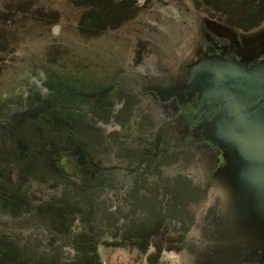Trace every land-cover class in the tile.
I'll use <instances>...</instances> for the list:
<instances>
[{
  "label": "rangeland",
  "instance_id": "1",
  "mask_svg": "<svg viewBox=\"0 0 264 264\" xmlns=\"http://www.w3.org/2000/svg\"><path fill=\"white\" fill-rule=\"evenodd\" d=\"M252 1L263 11L256 26L237 33L243 44L239 53L244 60H259L235 72L231 60L207 52L211 38L205 30L215 24L223 33L230 32L216 19L250 25L243 12ZM98 4L111 14L100 26H89L92 19L85 18ZM137 6L138 12L130 15ZM199 6L192 0H0V100L18 86H27L25 78L36 69L86 72L106 63L111 72L138 60L137 70L143 72L176 67L188 59L182 73L187 81L171 87L170 94L162 90L160 98L171 102L155 107V115L170 112L174 102L189 108L191 115L199 107L223 111L203 116L192 127L193 143L203 141L192 168L203 193L195 206L188 204L187 214L198 218L182 222L187 228L184 241H179V223L173 221L179 215L171 213L155 222L159 230L141 250L136 241L124 239L125 225L137 219L135 212L120 206L114 194L87 198L97 209L92 222L102 264H264V103L248 116L228 115L250 111L259 102L252 90H264V0H200ZM124 11L128 17L119 18ZM200 39L203 54L196 55ZM0 176V186L5 183L6 194H16L17 199L12 203L0 197V242L23 248L22 255L3 257L0 264H35L46 254L64 263L82 255L75 235L87 231L83 215L56 220L38 209L63 197L83 202L80 189L67 186L69 179L53 168L25 167L1 151ZM209 210L201 222V214ZM48 222H72V227L56 229ZM23 256L29 259L22 261Z\"/></svg>",
  "mask_w": 264,
  "mask_h": 264
},
{
  "label": "flooded vegetation",
  "instance_id": "2",
  "mask_svg": "<svg viewBox=\"0 0 264 264\" xmlns=\"http://www.w3.org/2000/svg\"><path fill=\"white\" fill-rule=\"evenodd\" d=\"M192 1L200 7V0ZM215 21L230 32L223 33L215 24L210 26L213 30H205L211 38L207 52L231 60L235 72L259 60L242 59L243 44L237 35L258 22L241 27ZM195 47L196 55L203 54L202 39ZM185 60L176 67L169 64L162 70L154 67L143 72L137 70L138 60L130 68L111 72L106 63L86 72L36 69L25 78L27 86H18L0 100L1 154L17 158L25 167L53 168L69 179L67 186L80 189L83 199L114 194L120 206L135 212L136 221L129 222L150 224L163 215L178 214V218L172 215L173 221L179 223V241H184L187 228L182 222L198 218L187 214L188 204L195 206L203 193L192 170L203 141L193 143L192 127L203 116L223 113L199 107L191 115L189 108L174 102L170 112L161 118L155 115V107L171 102L160 98L162 90L170 94L171 87L179 88L187 81L182 75ZM252 91L259 96L258 105L241 114L248 116L264 103V90ZM208 213L201 214V222Z\"/></svg>",
  "mask_w": 264,
  "mask_h": 264
},
{
  "label": "trees",
  "instance_id": "3",
  "mask_svg": "<svg viewBox=\"0 0 264 264\" xmlns=\"http://www.w3.org/2000/svg\"><path fill=\"white\" fill-rule=\"evenodd\" d=\"M102 4H98L97 7L93 8L90 15L85 18L92 19L90 22H87L89 26H100L101 21L106 22L107 15L111 14V10H106ZM123 9V8H122ZM119 11V9H117ZM263 9L261 8L260 3L257 5L254 1H252L248 7L244 9V15L252 21V24L258 21V18H261ZM125 12V11H124ZM127 12L123 14L122 19H125ZM132 13H130L131 15ZM86 23V22H85ZM0 180L2 177L0 176ZM3 185L0 186V197L6 201L17 203V199L14 198L12 195H7L6 191L8 190V186L5 183H1ZM85 203L88 205L87 209L80 206V203ZM72 202L71 199L60 198L59 202L48 203L39 207V211L41 214H47L55 218L56 220L63 219L65 216L71 215L74 218L75 215H83L82 222L84 224V229L82 232L75 235V247L76 249L82 252V255H78L74 259L70 260L69 262L61 263L56 257L44 255L38 263L35 264H102L100 261V256L97 252V246L99 243V237L95 233V222L94 220L95 214H97V209L95 208V204H93V199L90 200H83ZM72 222H48L49 226L55 227L56 229H61L63 226L66 225V230L70 231ZM129 222L127 225V229L124 230V239H131L136 242L137 247L141 250H146L148 247L149 237L156 233L159 230V225L155 224L154 222H150L147 224L145 222ZM64 224V225H63ZM14 249L15 251H11ZM23 249V248H22ZM22 249L19 248H9L6 242H0V259L3 257H12L13 255L18 256L17 254L22 255ZM16 253V254H14ZM19 257V256H18ZM24 259L22 261H27L29 258L23 256ZM29 262V261H28ZM34 264V263H33Z\"/></svg>",
  "mask_w": 264,
  "mask_h": 264
},
{
  "label": "water",
  "instance_id": "4",
  "mask_svg": "<svg viewBox=\"0 0 264 264\" xmlns=\"http://www.w3.org/2000/svg\"><path fill=\"white\" fill-rule=\"evenodd\" d=\"M234 114H241V112H240V111H237V112H235Z\"/></svg>",
  "mask_w": 264,
  "mask_h": 264
}]
</instances>
